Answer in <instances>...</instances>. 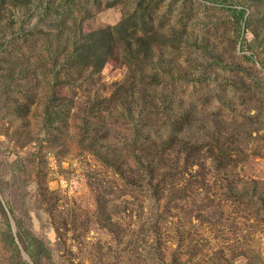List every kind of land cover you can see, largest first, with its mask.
Returning <instances> with one entry per match:
<instances>
[{
    "label": "rangeland",
    "instance_id": "1",
    "mask_svg": "<svg viewBox=\"0 0 264 264\" xmlns=\"http://www.w3.org/2000/svg\"><path fill=\"white\" fill-rule=\"evenodd\" d=\"M157 1L154 26L183 41L148 51L145 70L160 73L158 84L128 88L107 104L97 103L130 76L126 65L110 59L69 88L61 65L82 32L116 24L138 0L6 5L0 201L15 235L22 219L44 241L41 264H168L173 253L180 264H264V0ZM234 9L245 10L240 30ZM28 95L30 113L17 116L16 102ZM183 110L193 118L186 135L234 160L219 169L208 158L204 184L189 186L185 199L178 192L169 206L156 204L145 182L129 185L106 162L131 160L138 135L165 138ZM99 193L109 200L111 228L97 218ZM15 262L0 242V264Z\"/></svg>",
    "mask_w": 264,
    "mask_h": 264
},
{
    "label": "trees",
    "instance_id": "2",
    "mask_svg": "<svg viewBox=\"0 0 264 264\" xmlns=\"http://www.w3.org/2000/svg\"><path fill=\"white\" fill-rule=\"evenodd\" d=\"M28 2L30 0H0V33L3 31L6 5H23ZM157 6V0H138L134 11L126 14L116 24L82 32V36L75 43L72 53L61 65V71L66 73L68 77L67 81L70 84L68 88L72 86V80H83L85 78L83 77L84 74L92 77L93 74L98 73L110 59L120 60L122 64L126 65L130 76L123 83L116 85L117 88L112 96L97 104H107L117 94L119 97L121 93H126L128 88L133 89V87L141 86L143 83L158 84L160 73L150 74L145 70L146 59L149 56L148 51L169 45L179 48L183 39L179 35L160 32L154 26L153 12ZM233 11L237 17V26L240 30L245 10L234 9ZM255 21H258V18ZM246 22L249 23L251 20ZM226 67L230 66L226 65ZM62 82L65 81L59 79L54 84V99H57L59 93L57 87ZM33 103L34 99L28 95L26 101L16 102L14 114L21 117L28 115ZM97 104L94 105L95 109L93 107L92 111L96 110ZM52 112L53 110L48 111V116L52 115ZM192 120L190 111H181L177 117L169 120L165 138L157 141L151 140L148 133H144L143 136L138 135L131 142L133 147L130 155L131 160L116 161L114 158L109 159L106 164L113 166V171L116 174L128 178L129 185L135 183L136 180L137 182L139 180L145 182L156 204L165 199V205L169 206L168 203L174 200L178 192L180 193L178 197L185 199L188 196L189 186H196L198 183L204 184L201 183L200 179L203 177V182L206 180L203 170L205 160L211 158L214 163L217 162L219 169L226 168L234 160L230 153L217 147L218 145L210 144L206 148L204 143L196 142L186 135L187 130L192 126ZM138 145L139 147L143 146L141 153L136 151ZM122 162L128 168L124 169ZM196 165H200V169H196L195 173L192 169ZM97 202V212L99 214L97 218L101 220L100 222H104L110 228L116 225L111 216L109 200L106 195L99 193ZM10 211H12V208H10ZM0 213L3 218L0 222V242L4 249H7L11 255L16 257L15 264H28L22 256L17 238L24 245L25 251L34 264H41L39 262L40 254L42 251H46L44 241L32 231L27 230L22 219H16L18 230L15 235L8 212L1 201ZM191 247L201 251L197 244L191 245ZM179 259L178 254L173 253L168 264H180Z\"/></svg>",
    "mask_w": 264,
    "mask_h": 264
}]
</instances>
